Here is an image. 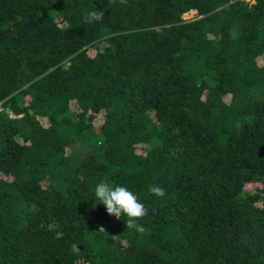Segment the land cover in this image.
<instances>
[{
    "label": "trees",
    "instance_id": "obj_1",
    "mask_svg": "<svg viewBox=\"0 0 264 264\" xmlns=\"http://www.w3.org/2000/svg\"><path fill=\"white\" fill-rule=\"evenodd\" d=\"M0 264H264V0H0Z\"/></svg>",
    "mask_w": 264,
    "mask_h": 264
},
{
    "label": "clouds",
    "instance_id": "obj_2",
    "mask_svg": "<svg viewBox=\"0 0 264 264\" xmlns=\"http://www.w3.org/2000/svg\"><path fill=\"white\" fill-rule=\"evenodd\" d=\"M120 2L126 3L127 0H120ZM103 17V11H92L85 13L84 19L86 23H92L93 21H102ZM149 191L158 197H164L166 194L165 190L159 185L150 186ZM94 194L100 201V204L105 206L106 211L110 216H114L118 220L121 215L127 217L125 225L127 230L135 229L140 233L145 231L144 227L139 225L137 221L147 215V210L145 205L139 201L138 196L128 188L101 181L96 185ZM99 231H105V229L101 227ZM116 236L117 235L113 237L115 238ZM71 251L79 253L80 249L78 244L73 243L71 245Z\"/></svg>",
    "mask_w": 264,
    "mask_h": 264
},
{
    "label": "rangeland",
    "instance_id": "obj_3",
    "mask_svg": "<svg viewBox=\"0 0 264 264\" xmlns=\"http://www.w3.org/2000/svg\"><path fill=\"white\" fill-rule=\"evenodd\" d=\"M197 11H190L189 13L185 14L184 17L186 20L193 19L196 16Z\"/></svg>",
    "mask_w": 264,
    "mask_h": 264
}]
</instances>
